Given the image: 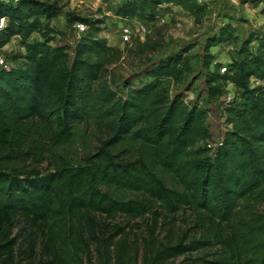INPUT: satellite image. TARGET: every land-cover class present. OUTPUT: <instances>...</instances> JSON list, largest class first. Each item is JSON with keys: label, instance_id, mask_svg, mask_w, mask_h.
Returning a JSON list of instances; mask_svg holds the SVG:
<instances>
[{"label": "trees", "instance_id": "trees-1", "mask_svg": "<svg viewBox=\"0 0 264 264\" xmlns=\"http://www.w3.org/2000/svg\"><path fill=\"white\" fill-rule=\"evenodd\" d=\"M169 4L196 20L207 9L199 0H121L117 13L151 21ZM60 13L88 25L73 55L53 43ZM0 16V48L13 35L24 47L23 61L0 68V264H264V33L254 46L246 38L225 71L208 49L237 39L236 27L221 23L207 38L210 99L228 80L236 85L225 108L232 126L214 148L209 100L185 102L164 83L190 70L189 56L161 60L152 78L118 92L102 75L124 50L99 34L104 17L65 11L59 0H0ZM90 122L105 135L71 161L58 148ZM47 152L45 171L32 165ZM187 209L196 232L175 239L170 225L161 237V224ZM123 215L150 219L137 233Z\"/></svg>", "mask_w": 264, "mask_h": 264}, {"label": "rangeland", "instance_id": "rangeland-1", "mask_svg": "<svg viewBox=\"0 0 264 264\" xmlns=\"http://www.w3.org/2000/svg\"><path fill=\"white\" fill-rule=\"evenodd\" d=\"M116 1L119 3L121 0ZM199 1L205 3L207 8L199 20H196L195 14L189 13L178 5H164L159 12L165 14L166 20L162 23L149 24L150 31L144 38L137 35L128 42H122L116 35L115 28L119 21L106 12L112 8L111 0H59V3L63 4L65 11L78 10L85 16L105 18L106 27L99 34L108 35L110 44L120 46L124 50L121 58L108 64L102 75V80L107 81L113 90L123 92L127 84L140 86L152 78V73L160 61L165 58H170L180 52L189 56L190 70L177 80L173 77H167L164 79V83L168 85L172 95L181 93L185 102L192 103L194 100H198L200 104H206L209 100L208 123L212 137L208 141L206 140L208 144L222 139L226 122L222 99H210L205 84L207 71L213 68V65L208 67L203 62L207 38L218 30L221 23L232 22L236 27L237 39L220 42L208 49L209 52L215 54L217 60L222 61L223 65L230 64L232 59L238 55V49L246 38L252 36L254 40L249 45L254 46L257 45L259 37L264 33V0ZM52 22L63 30L62 36L58 40H54L53 43L69 44L68 51L73 55L77 41L72 27L67 24L65 13H60L59 16L53 18ZM33 34V36H38V33ZM146 41L149 42L150 47L148 50L141 51L140 44ZM5 45L7 54L10 50L15 54L16 61L12 57L14 63L23 61L24 48L20 43L19 35H13ZM8 57L11 58L10 55ZM255 83V80L252 81V85ZM80 128L67 144L58 148V151L66 152L68 158L74 162L83 161L87 152L95 151L101 142V137L105 135L104 129L95 122L83 123ZM50 162L51 156L47 152L43 161L32 163V165H36L45 171L51 165ZM126 192L130 193L131 191L127 190ZM258 209L264 210V202L259 204ZM118 218L124 222L130 220L129 227L137 233L146 227V222L150 219L149 216L129 218L124 215ZM192 218L191 209L178 211L176 218L173 221L171 219V223L167 224L163 222L165 218L162 216L163 223L160 227V236L164 238L168 234L170 225L173 226V238L176 239L179 234L187 229L188 235L192 236L197 230L192 226ZM203 251L205 248L197 249L194 253ZM182 257L183 255L178 259Z\"/></svg>", "mask_w": 264, "mask_h": 264}, {"label": "built area", "instance_id": "built-area-1", "mask_svg": "<svg viewBox=\"0 0 264 264\" xmlns=\"http://www.w3.org/2000/svg\"><path fill=\"white\" fill-rule=\"evenodd\" d=\"M112 8L110 10L106 11L107 14L118 20V25L115 28L116 35L120 38L122 42H128L130 41L134 36L139 35L141 38L146 36L147 33H149V24H154V23H162L166 20L165 14L158 12L156 15V18L154 20L148 21L145 19H131L128 17H122L117 13V1L116 0H111ZM77 13L78 10H75ZM81 14V13H80ZM0 21H3L2 24H0V29L6 26L8 18L7 16H0ZM54 24V23H53ZM73 33L75 34L76 41L80 39V37L86 32L88 25L86 22L82 20L76 21L72 26ZM102 36L109 37L108 35L101 34ZM62 36V32H59L57 34V40ZM6 45L2 46L0 48V68L1 67H7L14 65V61L12 60V50L6 53ZM24 48V47H23ZM10 53V54H9ZM10 55L11 58L8 57ZM222 71L226 70L225 65L222 66ZM235 90H236V85L232 81H228L224 87V90L221 94L217 96L216 99H222L223 102V110H224V119L226 122V128L225 131L232 126L230 122H227V112H226V106L232 101V99L235 96ZM225 134V133H224ZM223 134V136H224ZM219 140L218 142H209L208 144L212 147H216L220 143H222L223 140Z\"/></svg>", "mask_w": 264, "mask_h": 264}, {"label": "clouds", "instance_id": "clouds-1", "mask_svg": "<svg viewBox=\"0 0 264 264\" xmlns=\"http://www.w3.org/2000/svg\"><path fill=\"white\" fill-rule=\"evenodd\" d=\"M3 23V21H0V24H2Z\"/></svg>", "mask_w": 264, "mask_h": 264}]
</instances>
